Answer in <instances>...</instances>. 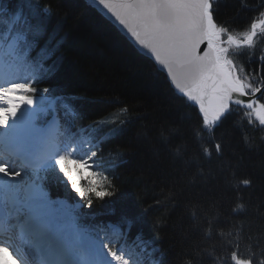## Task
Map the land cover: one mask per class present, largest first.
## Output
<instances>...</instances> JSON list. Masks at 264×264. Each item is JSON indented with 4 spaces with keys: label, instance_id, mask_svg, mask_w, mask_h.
I'll return each instance as SVG.
<instances>
[{
    "label": "trees",
    "instance_id": "trees-1",
    "mask_svg": "<svg viewBox=\"0 0 264 264\" xmlns=\"http://www.w3.org/2000/svg\"><path fill=\"white\" fill-rule=\"evenodd\" d=\"M212 12L240 31L264 0H212ZM257 43L228 50L253 88L264 83V32ZM0 49L27 75L25 96L49 101L40 117L58 116L91 158L89 174L39 175L59 214L100 238L119 225L147 264H264V121L253 110L234 105L208 124L85 0H27L19 18L3 13Z\"/></svg>",
    "mask_w": 264,
    "mask_h": 264
},
{
    "label": "water",
    "instance_id": "water-1",
    "mask_svg": "<svg viewBox=\"0 0 264 264\" xmlns=\"http://www.w3.org/2000/svg\"><path fill=\"white\" fill-rule=\"evenodd\" d=\"M164 73L179 94L195 104L207 122L219 121L231 104L251 108L253 94L218 59L212 45L216 25L210 0H85ZM84 233V228H81Z\"/></svg>",
    "mask_w": 264,
    "mask_h": 264
},
{
    "label": "rangeland",
    "instance_id": "rangeland-1",
    "mask_svg": "<svg viewBox=\"0 0 264 264\" xmlns=\"http://www.w3.org/2000/svg\"><path fill=\"white\" fill-rule=\"evenodd\" d=\"M243 29L244 28L242 27L240 31L231 32V34L235 36L238 42L247 39L249 37L248 30L247 29L243 30ZM259 31L260 30L257 29L256 32ZM228 33L230 32L224 30L222 26L216 25L214 27V35H213L214 45L216 46V53L220 61L231 65L230 67H232V69L236 73L233 64H231V62L227 60L229 57L228 45H230V39L227 37ZM0 70H1V74H0V156H1L7 153V151H5V147H6L5 142L9 138H11L15 133L16 135H21V137L31 136V132L34 129H36L37 112L36 110H31V111L27 110L26 106L28 103H30V101L26 100L25 96H23V92H25V89L17 85V79L14 78V76L10 73V68L7 62L1 58V55H0ZM247 86L249 85L247 84ZM31 104L34 105V102H32ZM38 107H39V103H36L34 108H38ZM40 107L42 106L40 105ZM55 123L56 120H53L49 123L52 126L50 133L44 134L39 139L38 142L39 146L43 147L44 145L43 143H46L47 141L48 142L47 148L41 150V154L38 157H32V159H29L27 164H23L20 160H18L15 163V167H16L15 172H17L18 178L17 181L14 182L15 184H13V188H12L13 191L6 194V199L7 200L9 199V201L15 202L17 204V207H15L13 210L17 211L18 213H21L22 219L20 220V222H18L21 226L23 225V223L24 224L27 223L26 217L30 215L28 203L26 202L29 196L35 195L39 197L40 195L44 197L42 194L37 192L39 185L35 181L37 179V175L40 172V170H42L43 168L49 165L54 166L56 164L60 165L62 163L68 165L72 170L81 168L85 172H88L87 169L88 160L86 159L85 155H76L77 148L75 147V145L71 144L69 145L68 148L59 151L60 144L57 141V135L55 133V129H56ZM64 139L68 140L67 137ZM9 161H10L9 159L0 160V176L2 174L1 173L2 166L5 164L8 165ZM13 192L17 193L18 196L21 195L24 201L23 199H21L22 201L17 199ZM48 204L49 207L52 209V206L50 205L49 202ZM5 209H10V207ZM51 212H52L51 219L53 221L55 228L61 229L65 226H70L71 229L74 230L75 235H79L78 226L75 219H71L65 225L59 226L55 224L56 221L55 214L53 213V211ZM58 233L63 234V239L66 238V235L63 231ZM87 235L88 234H86V236ZM107 236H108V240H114L116 237L114 236V234ZM93 239L88 235L86 237V242L88 243L95 241L99 245V242ZM115 250L116 252L115 253L113 252L112 255L105 253L107 256H109L108 260L113 262V263L111 262L110 264H144L141 261L140 256L134 251L133 248H128L125 245H122L117 247ZM78 252L81 254L82 259L88 260V254H89L88 250L78 249ZM72 253H75V250L73 248H72ZM93 261L94 264H102V260L100 259V256H96L93 259ZM238 261L239 264H251L250 262L244 260H238Z\"/></svg>",
    "mask_w": 264,
    "mask_h": 264
},
{
    "label": "bare ground",
    "instance_id": "bare-ground-1",
    "mask_svg": "<svg viewBox=\"0 0 264 264\" xmlns=\"http://www.w3.org/2000/svg\"><path fill=\"white\" fill-rule=\"evenodd\" d=\"M36 131V130H34ZM33 131V132H34ZM38 133L37 135H40ZM24 138V139H21ZM37 137L32 139L27 136L16 135V137H12L6 141V144L10 148H18L21 151V156L25 158L27 153L29 152L32 156L35 155L37 151V147H34V144H38ZM36 139V140H35ZM8 156H0V160L6 159ZM0 176V206L2 208H8L5 212V216H9V219H14L19 217L17 211L13 209L17 207L15 202L9 201L6 199V194L12 192L13 184L17 181V172H15V165L11 167L8 165L2 166V172ZM18 184V183H17ZM18 198L17 194L13 192ZM19 199V198H18ZM29 208V216L27 218V224L25 225V229H21V233L23 237L33 236L34 238H40L41 243H44L46 248L51 251L50 254L54 259H57L58 264H93V259L96 256H100L102 259V264H110L112 261H109V257L101 252L97 243L85 242L81 240L79 236L75 238V232L71 229L70 226H65L62 230H54L52 220L50 218L51 209L48 206V202L46 199H42L41 197L30 195L29 200L27 201ZM31 210V212H30ZM49 216V217H48ZM11 226L16 225L15 223L10 224ZM64 232L66 238L63 239V234L58 232ZM73 231V232H72ZM74 233V235H73ZM62 238H61V237ZM75 239V240H74ZM69 240V241H68ZM18 242V240H16ZM20 242L22 243L21 239ZM15 243V241H14ZM78 243L83 244L84 248L88 249V260L85 262H79L75 255L71 252V245ZM75 245V246H78ZM22 246L24 244L22 243ZM21 246V247H22ZM5 245L0 243V261L9 262V252L3 249ZM74 246H72L73 248ZM55 252V253H54ZM59 258V259H58ZM111 259V258H110ZM113 263V262H112Z\"/></svg>",
    "mask_w": 264,
    "mask_h": 264
},
{
    "label": "snow or ice",
    "instance_id": "snow-or-ice-1",
    "mask_svg": "<svg viewBox=\"0 0 264 264\" xmlns=\"http://www.w3.org/2000/svg\"><path fill=\"white\" fill-rule=\"evenodd\" d=\"M7 2L15 5L27 2V0H7ZM5 12V8L0 7V18H2V14ZM17 18H19V13H17Z\"/></svg>",
    "mask_w": 264,
    "mask_h": 264
}]
</instances>
